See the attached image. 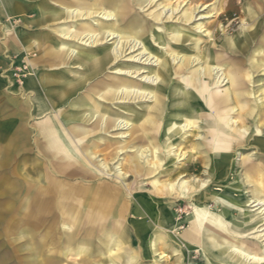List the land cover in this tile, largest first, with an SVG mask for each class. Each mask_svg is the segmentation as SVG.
Listing matches in <instances>:
<instances>
[{
	"label": "bare ground",
	"instance_id": "bare-ground-1",
	"mask_svg": "<svg viewBox=\"0 0 264 264\" xmlns=\"http://www.w3.org/2000/svg\"><path fill=\"white\" fill-rule=\"evenodd\" d=\"M255 2L256 5H261L258 12L264 15V0H255ZM151 3L153 0L148 1V5ZM128 5L127 0H93L92 3L83 0H0V14L6 15L9 19L19 20L20 29L15 33L17 48L20 51L23 48L25 54L33 51L31 59L28 57L25 59L22 55L19 57L22 62L28 61L31 67V75L23 84L24 88L18 89L21 95H26L27 91H30L32 95H45L48 106L54 112H59L74 95H80L81 108L73 114H63L67 124L100 121L109 125L115 122L121 130L126 129L131 140L139 139L144 144L150 143L156 135L160 136L159 130L162 127V149L166 154L169 167L161 171L157 158L161 159L163 156L155 153L156 161L150 165L147 175L156 172L157 175L169 176V181L166 183L154 181L148 197L138 195L134 201L130 202L134 217L143 215L142 219L133 218L121 227L124 209L121 194L106 184L97 188H87L83 184L68 186L61 198L67 200L66 206L71 205L78 211L86 212L89 222L113 219L112 214L115 213L113 220L118 222L122 229L114 249L107 243V256L103 263L101 262L102 264H139L135 255H125V249L136 250L137 241L140 242L142 250L140 254L157 264L164 259L170 261L168 253L174 250L183 254V258L179 259L180 264H196L198 256L195 259L193 257L198 253L203 259L198 264H264L263 200L253 195L250 198L243 195L237 186L240 182L237 181L229 188H217L218 190L212 194H207L209 186L206 182H201V186H198L203 189L201 192L187 181L176 183L180 176L192 174L193 169L192 166L184 164L181 172L175 173L176 161L187 158L186 154L178 151V147L184 143L178 135L187 131L193 133L187 141L188 146L184 148L185 152H194L197 156V147L204 145V141L193 144L197 131L201 129V118L206 116L204 98L208 100L213 111L210 118L214 116L216 123L214 130L208 127L207 139L216 135L217 148L221 149L229 148L235 140L241 146L256 145L263 153L257 152L255 158L257 156L264 158V125H254L256 116L259 117L258 119L264 118V111L254 113L238 108L242 124L232 119L233 128L221 126V121L226 117V114L222 113L224 108L229 107V110L233 111L235 109L233 105H238L245 99L249 100L248 96L253 95L254 87L246 80L238 81L234 75L222 73L220 76L217 72L215 75L218 79L217 84H221L219 87H223L222 84L226 79L231 83V88L223 95L218 92L210 93L209 83L202 82L201 87L196 89L187 84H178L176 87L172 84L176 75L174 63L187 64L190 58L194 59L192 62H199L204 66L202 71L204 70L207 74L206 78L211 80L214 77L209 73L213 68L211 58L207 56L208 54L199 51V38L191 32V28H185L199 15L198 21L211 18L213 15L204 12L213 4L205 7L204 4L195 5L184 10L181 26L170 24L167 26L170 33L168 40L163 32L155 31L154 38L156 43L163 47V53L152 49V45L144 38L146 32L144 26H141L143 20L134 15ZM180 8V5L175 8L169 2L163 6L162 13L169 19ZM28 10L34 11V17L28 18ZM245 11L251 12V9ZM196 13L197 16H195ZM95 15L101 17V21L96 20L91 23L87 18L92 19ZM82 17L85 23H81ZM153 17L156 20L159 19L157 12L153 14ZM72 18H77L79 25L71 22ZM216 18L219 21L220 15ZM260 23L256 20L258 28H249L252 35L259 32L258 30L264 35V25L261 23V28ZM215 24L216 22L208 28L211 29ZM5 27L13 28L10 23ZM196 29L199 33L206 32L203 30L202 23H199ZM12 31L10 30L8 35ZM105 42L108 44L105 45ZM260 43H264V37ZM190 44L195 45V53L186 48V45ZM140 50H143L140 55L131 56V60L127 59ZM55 51L65 52L64 55L67 56L65 63H62L59 53ZM141 55L142 58H140ZM146 56L147 58L143 60ZM59 61L62 64L58 63ZM41 62L44 63L42 66L44 70L38 69ZM55 62L61 66L58 71L49 69ZM34 65L38 68L34 69ZM253 67L264 68V60L255 61L251 68ZM109 69L116 73L115 79L108 76ZM223 76L224 80L221 81ZM83 95H98L105 103H115L121 99L129 103L146 98L150 102L142 103L140 108L119 106L122 110L134 115L121 117L106 105L99 110L98 108L102 105L100 101L92 100V97L85 98ZM168 95L172 96L168 97ZM171 98H174V102L169 106L168 101ZM170 108L171 112H169ZM44 110L41 107L38 113H44ZM166 112L168 113L163 121V115ZM249 123H254L253 127H248ZM146 126L150 127L152 133H147L149 129ZM253 128L254 133H259L263 139L257 138L259 136H254L250 140L245 138L246 135L250 136ZM255 140L257 142L252 143ZM176 144H179L178 147H174ZM189 147H191L190 150ZM142 148L143 145L137 146L129 170L140 172L143 168ZM105 150H107L105 153L111 155L113 147L107 146ZM193 156L194 154L190 157ZM231 160L232 156L229 154H222L220 159H216V164L212 166L211 171L214 180L221 182L228 175L231 170ZM203 161L205 160L202 157L197 158V165H201ZM105 166L109 168L108 165ZM238 166L240 169L243 164ZM67 167L72 168L70 164ZM73 173L83 176L85 174L83 171ZM127 177L129 176L124 175L123 178ZM155 196H157L156 202L153 199ZM169 196L179 200L180 209L189 206L187 201H184L187 197L192 201V211H186L185 217L177 219V202L171 203L170 206L164 203ZM247 207L249 208L246 209ZM156 208L157 217L154 213ZM155 228H157V236ZM181 230L184 231L181 232ZM32 231V226L21 223L15 233L19 236H28ZM189 259L191 260L188 262Z\"/></svg>",
	"mask_w": 264,
	"mask_h": 264
},
{
	"label": "rangeland",
	"instance_id": "rangeland-1",
	"mask_svg": "<svg viewBox=\"0 0 264 264\" xmlns=\"http://www.w3.org/2000/svg\"><path fill=\"white\" fill-rule=\"evenodd\" d=\"M83 1L93 2V0ZM148 1L127 0L128 7H131L134 15L143 20L141 26L145 28L144 38L152 45V49H157V52L160 53H163L164 49L156 43L155 31L163 32L168 40L170 33L167 26L169 24L181 26L184 10L195 5L204 4L205 7L213 4L204 12L213 15L211 18L198 21L199 15L185 28H191V32L199 38V51L208 54L207 56L211 58L213 68L209 73L214 77L211 80L206 78L207 74L204 70L202 71L204 66L199 62H192L194 59L190 58V62L187 64L174 63L176 72L172 83L174 87L178 84H187L196 89L200 88L203 82L209 83L208 91L210 93L218 92L223 95L231 88V83L226 79L222 84L223 87H219L221 84H217L218 79L215 74L217 72L220 76L222 73L231 74L238 81L246 80L254 87L253 95L248 96L249 100H242L238 106L240 104L239 107L254 113L264 111V68H251L255 61L264 60V43H260L264 35L260 34V30L255 35L249 31V28H258L256 20L264 25V19H262L264 15L258 12L261 8L260 4L256 5L255 0H197L193 3V0H153V3L148 5ZM169 2L175 8L179 5L181 8L174 13L172 18L168 19L163 15L162 8ZM246 9H251V12L245 11ZM156 12L159 17L157 20L153 17ZM34 15L33 10L27 11L28 18H32ZM217 15H220L219 21H217ZM83 17L81 23H85ZM100 18L95 15L92 19H87L93 23L96 20L101 21ZM70 21L76 22L78 25L80 23L77 22V18H72ZM18 22V19H9L6 15L0 14V264H102L107 256V243L114 249L122 229L118 222L113 220L115 213L112 214L113 219L89 222L86 212L78 211L71 205L66 206L67 200L61 198L63 192L68 186L77 184L86 185L87 188H97L106 184L121 194L124 206L121 227L132 221L133 218L142 219L143 215L134 217L130 202L134 201L138 195L148 197L151 194V184L154 181L159 180L161 183L169 181V176L157 175L156 172L147 175L150 165L156 161L155 153L163 156L161 159L157 158V164L160 165L161 171L169 167L166 154L162 149V127L159 130L160 136L156 135L150 140V143L144 144L139 139L131 140L126 129L121 130L115 122L109 125L100 121L67 124L63 114H73L81 108L82 98L80 95L71 97L59 112L51 110L45 95H32L30 91H27L26 95H21L18 89L24 88L23 84L31 75V67L28 61L22 62L19 57L22 55L25 59L27 57L31 59L33 51L25 54L23 48L21 51L17 48L15 33L20 29ZM214 22H216L215 26L211 29L208 28ZM9 23L13 28L5 27ZM199 23L203 24L205 33H199L196 29ZM261 23L259 25L262 28ZM10 30L13 31L8 35ZM107 44L105 42V45ZM194 46V44H190L186 45V48L194 52ZM142 51L130 55L127 59L131 60V56H138ZM55 52L59 53L62 63H65L67 59V56L64 55L65 52ZM60 53L62 54L60 55ZM146 58L147 56L143 57V60ZM58 63L62 64L61 61ZM43 64L41 62L40 68L34 65V69L44 70ZM52 66L49 69L56 71L61 67L56 62ZM108 76L114 78L117 75L112 69H109ZM224 76L221 81L224 80ZM83 96L100 101L99 103L102 105L98 108L99 110H102L106 105L121 117L134 115L122 110L119 106L127 105L140 108L142 103L150 102L146 98L129 103L122 99L115 103H105L98 95ZM170 96L168 95V97ZM204 100L206 101V103L204 102L206 116L201 118V129L197 131V137H194L195 141L193 142L194 144L204 141V145L197 147V157L194 152L184 151L187 141L193 133L187 131L178 135L184 143L182 146L178 147L179 144H176L174 147H178V151L186 154L187 158L176 161L174 164V167L177 168L175 173L181 172V167L184 164L192 166L193 169L192 174L180 176L176 183L187 181L201 192L203 189L198 186H201V182H206L209 186L207 194H212L218 190L217 188H229L237 181L240 182L236 185L242 194L250 198L252 197L251 187L246 183L243 167L239 169L238 165H241L244 159L254 153L255 147L241 146L235 149L234 147L229 149L222 147L221 149L217 148L218 138L216 135L207 139L208 127L214 130L216 123L214 116L212 119L210 118L213 111L208 100L205 98ZM173 102L174 98H171L168 105L171 106ZM41 107L45 109L44 113H38ZM259 107L260 110H258ZM171 108L169 112H171ZM236 110L237 107L233 111L229 110V107L223 109L222 113L226 114V117L222 120V128H233L231 120L234 118L240 122L241 119ZM167 113H164L163 121ZM258 118V116L255 117V124L263 126L264 118ZM253 132L251 134L248 132L250 136L246 135L245 138L250 140L254 136L260 137L259 133L255 132L253 135ZM147 133L152 132L149 129ZM235 133L237 132L235 131ZM150 144L153 145L150 146ZM110 145L113 150L110 151L111 155H108L105 153L107 151L105 149ZM142 145L144 156L141 158V165L143 168L140 172L129 170L137 146ZM224 153L232 155L231 170L220 182L213 179L211 171L212 166L216 164V159H220ZM192 154L194 156L191 158ZM199 157L205 161L198 166L197 158ZM69 164L72 166L71 169L67 167ZM105 165H108L109 168H106ZM61 166L63 167L61 168ZM79 171H83L84 176L74 175L73 172ZM124 175L129 177L123 178ZM40 190L43 192H39ZM153 199L156 202L157 196ZM184 201H187L189 206L181 209L179 200L174 196H169V199H166L164 203L170 206L171 203L177 202L176 211L178 212L177 219H179L186 216V211H192V201L187 197ZM154 213L157 217V208ZM21 223L32 226L33 231L30 235H16L15 232ZM154 230H156L155 235L157 236V228ZM183 231L181 230V232ZM125 251V255H135L139 264H157L152 260L149 261L150 259H145L140 254L142 250L139 241L136 242V250L125 249ZM168 255L171 258L170 261L164 259L158 264H180L179 259L183 258L182 252L175 250L169 252ZM196 256H198L196 264L201 263L203 260L201 254H195L193 258L195 259Z\"/></svg>",
	"mask_w": 264,
	"mask_h": 264
},
{
	"label": "crops",
	"instance_id": "crops-1",
	"mask_svg": "<svg viewBox=\"0 0 264 264\" xmlns=\"http://www.w3.org/2000/svg\"><path fill=\"white\" fill-rule=\"evenodd\" d=\"M239 106H240V104H239ZM233 108H236V106L234 105ZM238 108H241V107H238V105H237V110H236V112H238L237 113L238 117L240 118ZM244 109L247 112L246 108H244ZM233 110H235V109H233ZM241 121H242V119L238 123L240 124ZM221 123H222V121H221ZM252 124H254V123H249V124H247V126L253 127ZM254 125H258V124L256 123ZM238 127L240 128L241 126H238ZM253 131H254V128L251 132H253ZM259 138L263 139V137H261V136ZM256 142H257V140H255L254 143H256ZM252 143H253V141H252ZM250 146H255V151L250 157H248L247 159H244L242 161L241 165L243 164L242 167L244 169L246 183H248V185L251 187V194L255 198H259V199L264 201V158H262L261 156H257V158H255L256 157L255 154L257 152L258 153L260 152V154H261V153H263V151H260L259 147H257L256 145H250ZM233 147L235 149L237 147H241V145L240 144L238 145L237 141L235 140L232 142V145L229 148H233ZM229 151H232V150H229ZM224 154H227V153H224ZM229 155H231V154H229ZM258 161H259V163H257Z\"/></svg>",
	"mask_w": 264,
	"mask_h": 264
}]
</instances>
